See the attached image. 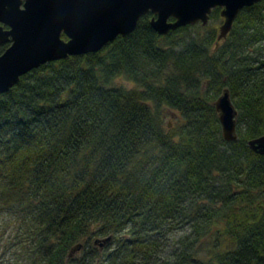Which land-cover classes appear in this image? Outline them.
Here are the masks:
<instances>
[{"label": "trees", "instance_id": "trees-1", "mask_svg": "<svg viewBox=\"0 0 264 264\" xmlns=\"http://www.w3.org/2000/svg\"><path fill=\"white\" fill-rule=\"evenodd\" d=\"M150 18L0 94L13 262L264 264V155L247 145L264 135V0L221 40L200 23L160 35ZM209 19H222L219 7ZM224 89L238 112L232 141L213 104Z\"/></svg>", "mask_w": 264, "mask_h": 264}, {"label": "water", "instance_id": "water-1", "mask_svg": "<svg viewBox=\"0 0 264 264\" xmlns=\"http://www.w3.org/2000/svg\"><path fill=\"white\" fill-rule=\"evenodd\" d=\"M260 0H0V94L22 75L40 65L97 52L119 35L133 32L141 15L151 14L150 25L160 35L179 27L207 24L220 8L222 22L217 40L224 39L239 11ZM62 34L66 38L62 37ZM214 107L226 141L237 138V109L228 89L215 99ZM248 147L264 155V135L250 139ZM111 236L96 239L103 246ZM81 244L73 246L71 257Z\"/></svg>", "mask_w": 264, "mask_h": 264}, {"label": "rangeland", "instance_id": "rangeland-1", "mask_svg": "<svg viewBox=\"0 0 264 264\" xmlns=\"http://www.w3.org/2000/svg\"><path fill=\"white\" fill-rule=\"evenodd\" d=\"M222 19L220 21H213L209 19L207 24L203 25L204 27L212 28L214 27L216 30V33L218 34L219 25L221 24ZM118 84H122L126 87H132L133 83L123 79L119 78L117 79ZM177 117L175 114V111H169L165 118L164 123L166 126L171 127L176 125L177 123ZM15 229V225L12 222H9V220L6 217L0 216V264H17V262H13V258L11 255V249H13L15 246L9 247V244L12 240V235ZM179 235V232H174L171 235L168 236L167 242L170 243L172 239H175ZM170 248V245L168 246ZM19 264V263H18Z\"/></svg>", "mask_w": 264, "mask_h": 264}]
</instances>
